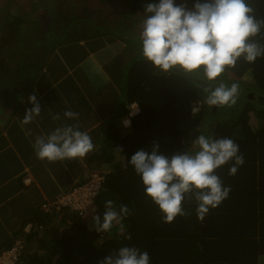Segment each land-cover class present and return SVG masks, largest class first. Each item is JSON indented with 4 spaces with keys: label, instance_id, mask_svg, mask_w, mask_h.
I'll return each mask as SVG.
<instances>
[{
    "label": "trees",
    "instance_id": "1",
    "mask_svg": "<svg viewBox=\"0 0 264 264\" xmlns=\"http://www.w3.org/2000/svg\"><path fill=\"white\" fill-rule=\"evenodd\" d=\"M66 1H57V11H49L43 20L55 32L49 39L60 40L75 34L76 29L91 41L94 36H99L95 26L102 29L111 25L92 15H77L75 9L68 5L64 7ZM111 1L122 22L121 27L110 26L108 30L121 34L120 39L136 46L133 48L135 55L137 53L123 79L126 96L121 103L137 102L140 112L131 116L132 125L126 134V128L120 127L119 122L111 124L115 130L111 146L101 148L103 162L99 161L100 165L96 166L106 168L107 177L95 202L100 217L104 216L107 200L113 201L117 212L126 205L129 214H121L102 237L89 222L90 218L87 222L64 209L46 212L38 208L32 219L39 221L43 228L28 236L23 261L27 264H99L121 247L128 246L147 251L150 264H264V56L254 63L241 57L235 67L228 68L213 84L215 87L222 81L230 87L237 83L239 97L235 106H209L205 103L207 93L203 91L208 82L195 75L162 73L143 57L142 51L137 50H142L138 37L145 16L141 18L142 22L136 21L137 28L132 25L133 16L145 11V6L155 0ZM175 2H181L191 10L196 0ZM247 2L255 10L256 18L264 19V0ZM21 20L16 22L19 29ZM252 39L264 45V28ZM117 55L111 65L122 63L126 56L120 52ZM228 73L233 78L227 76ZM247 77L252 80L247 81ZM199 101V110L193 111V103ZM130 113L131 108L127 115ZM251 113L258 121L257 125L251 122ZM118 119L115 115V120ZM201 134L231 138L239 145L245 162L235 175L228 174L231 163L216 170L224 186H230L231 191L203 221L197 217L195 199H185L182 206L187 214L165 223L159 206L145 194L140 175L127 162L141 149L151 151L155 143H159V152L164 155L195 151L193 140ZM119 154L125 158L117 160ZM61 219L64 221L62 227L57 223ZM13 238L0 243V252L12 246Z\"/></svg>",
    "mask_w": 264,
    "mask_h": 264
},
{
    "label": "crops",
    "instance_id": "2",
    "mask_svg": "<svg viewBox=\"0 0 264 264\" xmlns=\"http://www.w3.org/2000/svg\"><path fill=\"white\" fill-rule=\"evenodd\" d=\"M2 2L0 10L6 11ZM35 3L37 11L32 15L22 9L23 0L12 3V25L3 23L4 26H0L2 241L11 240L18 234L45 201L68 192L74 185L87 182L92 172L106 169L96 167L100 165L99 161L103 162L104 154L101 155L100 150L111 146V137L115 133L111 124L119 122L120 127L126 128L123 121L128 118L131 108V104L121 103L126 96L123 87L125 73L137 56V53H129V44L123 42L117 33L109 35L103 30L100 31L103 37L91 41L76 29L75 34H68L60 40L49 39L55 32L43 20L51 10L48 5L42 7L40 1ZM24 16H29L35 23L30 32V28L24 31L28 26ZM18 19H22L21 32L26 41L35 45H22L17 53L10 54L8 47L19 41ZM132 25L134 28L138 26L135 20ZM118 52L126 56L122 63L111 65ZM31 94L37 96L41 114L21 127L20 121L26 110L34 107L28 99ZM66 110L79 113L78 120L66 118ZM57 114L60 119H53ZM115 115L119 117L117 121ZM75 124L90 135L94 144L91 152L83 158L55 162L37 157L34 143L38 136L47 137L57 127ZM117 157V160L125 158L120 154ZM57 223L62 227L64 221Z\"/></svg>",
    "mask_w": 264,
    "mask_h": 264
},
{
    "label": "clouds",
    "instance_id": "3",
    "mask_svg": "<svg viewBox=\"0 0 264 264\" xmlns=\"http://www.w3.org/2000/svg\"><path fill=\"white\" fill-rule=\"evenodd\" d=\"M254 12L247 0H196L191 10L186 5H177L175 0L149 3L145 6L146 14L143 22L141 20L142 30L138 37L142 43V55L162 73L195 75L208 82L203 88L207 93V105L216 108L235 106L239 97L238 84L233 83L230 87L222 81L218 86L213 87V84L228 68L235 67L241 57L254 63L258 57L264 56V45L252 39L264 28V19L258 20ZM28 99L34 107L26 110L20 121L21 127L41 114L37 96L31 94ZM134 105L131 104V113L123 121L126 128L132 125L131 116L138 113V108L132 111ZM64 116L78 120L79 113L66 110ZM53 119H60L59 114ZM193 147L195 151H177L169 156L161 154L159 143H155L151 151L141 149L127 162L140 175L145 194L159 206L165 223L187 214L182 206L185 199H195L197 217L203 221L211 209L228 198L231 191L230 186H224L216 170L231 163L228 174L235 175L245 162L239 145L231 138L201 134L193 140ZM34 149L39 159L55 162L83 158L94 149V144L90 135L75 124L57 127L47 137L38 136ZM94 172H103L107 177L106 169ZM78 185L48 201L57 200ZM121 214L128 215V207L122 205L117 212L113 201L107 200L103 222L99 215L93 217L95 230L110 231ZM99 264H150V255L136 247L124 246Z\"/></svg>",
    "mask_w": 264,
    "mask_h": 264
},
{
    "label": "built area",
    "instance_id": "4",
    "mask_svg": "<svg viewBox=\"0 0 264 264\" xmlns=\"http://www.w3.org/2000/svg\"><path fill=\"white\" fill-rule=\"evenodd\" d=\"M200 102L194 103V111L200 107ZM139 106H133L135 111ZM136 112V113H137ZM106 181L105 173L93 172L90 179L84 183L76 186L71 192L62 195L57 200L45 202L42 209L46 212H53L54 208L60 212L62 209L74 212L76 215L83 219L93 218L95 215H100L99 209L96 206L95 197L101 191ZM43 228L40 222L27 221L20 234L14 239L11 247L4 249L0 252V264H26L22 256L27 246L28 236L37 229ZM105 232H101L102 237Z\"/></svg>",
    "mask_w": 264,
    "mask_h": 264
},
{
    "label": "rangeland",
    "instance_id": "5",
    "mask_svg": "<svg viewBox=\"0 0 264 264\" xmlns=\"http://www.w3.org/2000/svg\"><path fill=\"white\" fill-rule=\"evenodd\" d=\"M2 1H4L5 10L10 12L14 8L12 3H14V2L18 3L21 0H0V5H2V3H3ZM35 1L36 2L40 1L42 7H45L46 5H48L49 6V10H51V12H56L57 9H58L57 8V1H61V0H23L22 9L24 11H26V14L32 15L33 13H35L37 11V8H36L37 5H36ZM114 1H116V0H114ZM113 3L114 2L111 1V0H67L66 4L64 5V7L66 5H68L72 10L75 9L76 12H77V15H82V14H85V15L88 14L90 16L92 15L96 19H99V21H104V20L107 21L108 23L111 24L110 26H113V27L120 26L121 27V23H120V22H122L121 21V17H119V15H118L119 12L116 11V9L113 8ZM154 3H159V0H155ZM176 4L177 5H181L182 3L181 2H176ZM60 8H61V6H60ZM6 11L0 10V24H3V23L4 24H9V23H11L13 21V19L10 18L12 16L11 12H10V15H9ZM144 13H145V11H142V13L139 14V15L136 14L135 15L136 17H134L135 20L137 22L138 21L141 22V18L144 16ZM23 18L28 21V26L24 28V31L27 28H30L28 30V32L32 31L34 29V27H35V23L33 22V20L29 16H24ZM110 26L108 24V25H106L105 28L96 29L95 32L98 33L97 35H99V36H94V37L96 39H99L100 37H103L102 35H100V34H102L100 32L101 30L107 32L109 35H112L113 32L108 30V28H111ZM21 27H22V25L20 26V29L17 31L18 35H20L18 43L15 42V43H13V46L8 47V51H9L10 54L12 52L13 53H17L18 49L22 48V45L24 47H31L32 45H35L34 43L26 41V39L24 37V34L21 32ZM119 31H120V29L118 28V32ZM118 36H121V34H118ZM129 47L131 49H133V52H132L131 49H129V53H131V52L135 53V50H134L135 48H133V47H136V46H134L131 42H129ZM137 47H139V46H137ZM137 50L138 51H142V50H139V49H137ZM134 62H135V60H134ZM129 68H130V66H129ZM227 76H230V78H233L230 73H228ZM246 80L247 81H251L252 79H251V77H247ZM250 119H251V122L254 125L258 124V121L253 116V113L250 114ZM89 220H90L89 222L91 223V225H94V220L91 219V218ZM60 221H63V220L61 219ZM86 221L88 222V218H87ZM101 222H103V216L101 217ZM119 224H120V220H119ZM1 242H2V237L0 236V243Z\"/></svg>",
    "mask_w": 264,
    "mask_h": 264
}]
</instances>
